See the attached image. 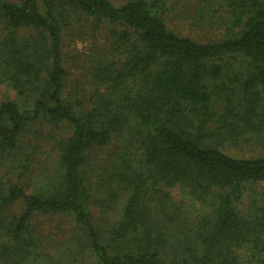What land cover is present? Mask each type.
I'll return each mask as SVG.
<instances>
[{
    "label": "trees",
    "instance_id": "obj_1",
    "mask_svg": "<svg viewBox=\"0 0 264 264\" xmlns=\"http://www.w3.org/2000/svg\"><path fill=\"white\" fill-rule=\"evenodd\" d=\"M0 95V264H264V0H0Z\"/></svg>",
    "mask_w": 264,
    "mask_h": 264
},
{
    "label": "rangeland",
    "instance_id": "obj_2",
    "mask_svg": "<svg viewBox=\"0 0 264 264\" xmlns=\"http://www.w3.org/2000/svg\"><path fill=\"white\" fill-rule=\"evenodd\" d=\"M76 48L78 49V51L83 52V51H87L88 48V44L86 43H77L76 44ZM3 98V96L0 95V100ZM54 221V220H53Z\"/></svg>",
    "mask_w": 264,
    "mask_h": 264
}]
</instances>
